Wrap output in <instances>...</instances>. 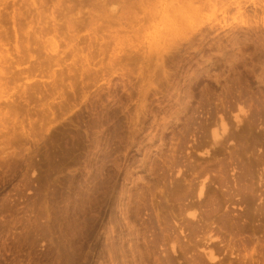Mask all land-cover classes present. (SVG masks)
Wrapping results in <instances>:
<instances>
[{"label":"rangeland","instance_id":"rangeland-1","mask_svg":"<svg viewBox=\"0 0 264 264\" xmlns=\"http://www.w3.org/2000/svg\"><path fill=\"white\" fill-rule=\"evenodd\" d=\"M0 264H264V0H0Z\"/></svg>","mask_w":264,"mask_h":264}]
</instances>
